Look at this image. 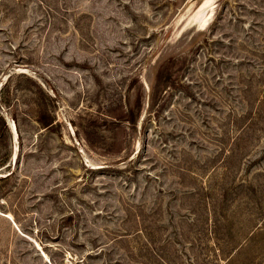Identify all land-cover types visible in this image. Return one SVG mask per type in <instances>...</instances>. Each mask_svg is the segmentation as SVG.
Segmentation results:
<instances>
[{"label":"rangeland","instance_id":"obj_1","mask_svg":"<svg viewBox=\"0 0 264 264\" xmlns=\"http://www.w3.org/2000/svg\"><path fill=\"white\" fill-rule=\"evenodd\" d=\"M0 0V264H264V0Z\"/></svg>","mask_w":264,"mask_h":264},{"label":"bare ground","instance_id":"obj_2","mask_svg":"<svg viewBox=\"0 0 264 264\" xmlns=\"http://www.w3.org/2000/svg\"><path fill=\"white\" fill-rule=\"evenodd\" d=\"M207 2H208V0H206V3L205 4H207Z\"/></svg>","mask_w":264,"mask_h":264}]
</instances>
